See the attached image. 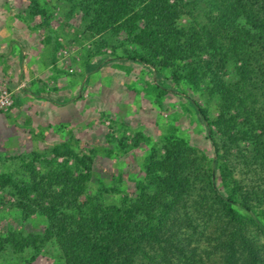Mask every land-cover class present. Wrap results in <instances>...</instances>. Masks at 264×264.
<instances>
[{"label": "trees", "instance_id": "1", "mask_svg": "<svg viewBox=\"0 0 264 264\" xmlns=\"http://www.w3.org/2000/svg\"><path fill=\"white\" fill-rule=\"evenodd\" d=\"M79 2L92 33L137 45L125 57L205 82L217 112L194 104L213 155L171 128L137 190L114 203L85 194L93 158L62 142L42 168L43 152L6 156L21 167L0 171V204L43 215L64 264H264V0H204L202 12L197 0ZM34 237L0 236V251Z\"/></svg>", "mask_w": 264, "mask_h": 264}, {"label": "rangeland", "instance_id": "2", "mask_svg": "<svg viewBox=\"0 0 264 264\" xmlns=\"http://www.w3.org/2000/svg\"><path fill=\"white\" fill-rule=\"evenodd\" d=\"M36 2L0 0V33L14 19L12 12L24 15L38 32L35 43L52 54L50 72L40 73L34 63L14 81L10 72L0 71V92L5 89L13 98L0 108V149L18 150L0 153V171L21 167L17 157L6 156L28 155L31 150L44 153L35 162L42 168L52 159L50 148L66 142L93 158L85 194L119 203L144 180L146 156L152 148L162 151L171 128L213 155L205 122L194 104H201L210 117L216 114V97L207 93L205 82L176 79L171 68L125 57L137 45L123 32L88 30L89 16L79 0ZM197 2L201 11L204 0ZM18 20L22 26L23 20ZM0 195L5 191L0 189ZM259 217L264 221V207ZM47 223L43 215L25 217L9 203L0 204V236L15 232L38 240L37 247L27 245L20 251L7 245L0 251V264H64L56 241L45 237ZM258 236L264 243V234Z\"/></svg>", "mask_w": 264, "mask_h": 264}, {"label": "crops", "instance_id": "3", "mask_svg": "<svg viewBox=\"0 0 264 264\" xmlns=\"http://www.w3.org/2000/svg\"><path fill=\"white\" fill-rule=\"evenodd\" d=\"M12 13L14 14V19L10 20V15L8 14L6 17H8L9 20L5 23L7 28L2 29L5 28V26L1 28L2 32H5L2 34L0 33V71L10 72V78L14 81L17 80L23 69L32 66L34 63L35 66H38L40 73L44 71L50 72L52 54L49 55V49L45 46L41 47L35 43L36 34L38 32L35 31L34 24L28 25V23L23 20L24 15L18 17V13ZM18 18H20V22L23 20L21 22L23 23L22 26L18 24ZM2 51L7 54H3L4 52ZM34 87L37 88V86Z\"/></svg>", "mask_w": 264, "mask_h": 264}, {"label": "built area", "instance_id": "4", "mask_svg": "<svg viewBox=\"0 0 264 264\" xmlns=\"http://www.w3.org/2000/svg\"><path fill=\"white\" fill-rule=\"evenodd\" d=\"M12 94L11 92H8L7 90H2L0 92V108L6 107L8 104L12 102Z\"/></svg>", "mask_w": 264, "mask_h": 264}, {"label": "water", "instance_id": "5", "mask_svg": "<svg viewBox=\"0 0 264 264\" xmlns=\"http://www.w3.org/2000/svg\"><path fill=\"white\" fill-rule=\"evenodd\" d=\"M12 152L16 153L18 152V150L15 148H9V147H4L0 149V153H12Z\"/></svg>", "mask_w": 264, "mask_h": 264}]
</instances>
